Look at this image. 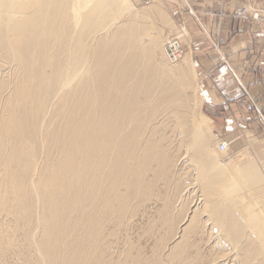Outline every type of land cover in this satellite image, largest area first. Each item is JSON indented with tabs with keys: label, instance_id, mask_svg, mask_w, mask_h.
Masks as SVG:
<instances>
[{
	"label": "bare ground",
	"instance_id": "bare-ground-1",
	"mask_svg": "<svg viewBox=\"0 0 264 264\" xmlns=\"http://www.w3.org/2000/svg\"><path fill=\"white\" fill-rule=\"evenodd\" d=\"M117 7L0 0V264H264V204L238 197L264 196L257 164L212 156L190 55L131 20L161 10Z\"/></svg>",
	"mask_w": 264,
	"mask_h": 264
},
{
	"label": "rangeland",
	"instance_id": "rangeland-1",
	"mask_svg": "<svg viewBox=\"0 0 264 264\" xmlns=\"http://www.w3.org/2000/svg\"><path fill=\"white\" fill-rule=\"evenodd\" d=\"M124 1H125V7L123 8L117 7L116 9L117 10L116 15L118 19L116 20V23L123 22L126 19V17L129 16L128 14L132 10L138 13V11L140 12L146 6L156 5L161 10V12L164 14V17H165L164 20H161L159 18H154L153 20H144L140 18L137 14L134 20H133V17L131 18L132 22L134 21L137 25L143 26V27L148 24H152L153 26H155L157 28V32L159 31L162 35L161 36L162 42H164V45H166L167 47L170 46L168 44L170 43L171 40L177 39L178 44L183 45L181 49L184 52V55L182 57H180L178 60L177 59L175 60L177 63L183 61L187 55H190L192 69L189 74L190 77L188 79L189 83L191 84L189 94L193 95L194 107H196L193 110V113L195 116L193 119H194L195 125H198V128L200 129L203 128L204 131L207 133L209 137V144L211 146V150L213 151L212 156L213 157L215 156L217 159H219L221 163L222 162L229 163L230 161L234 159L235 161L237 160L236 163H239L240 161L246 162L247 159H251L257 164L260 172L262 173V177L264 179V164H263L264 163V137H261L259 135L260 132L261 134L264 133L263 132L264 131V106L261 105L257 101L256 96H253L249 93L247 87L244 85L242 81V76L244 74L243 75L239 74L237 70L235 69L231 70L232 75L236 78V81L238 82L240 89L242 90V93L245 94L251 102V104L242 108L243 112H240L239 117H238L239 119L237 121V118L235 117L236 112H232L231 110L225 111L223 105H219L222 97L220 98V96L218 95V98H217L216 97L217 95L215 96V93H216L214 90L215 85L212 80V77L209 75L207 66H202V63L199 62V59L197 62L196 58L195 57L193 58L192 53L189 48L190 45L188 46V44H190L191 42V34L189 30L187 29L185 22L183 20H180L177 22L175 19L176 17L174 18L172 16L171 12L168 10V7L161 2L162 0H160V2L158 0H124ZM242 1H243V4L241 6H243L245 2L244 0ZM252 1L255 3V6L258 4L264 9V4H263L264 0H262V4L260 3L259 0H252ZM229 3H230V0L228 1V5ZM220 4H221V0H220ZM238 23H243V22H238ZM181 24H184V26L182 27ZM261 31H262V28H261ZM216 47H218V45ZM170 61L174 62V60L173 61L170 60ZM236 74L238 77L236 76ZM215 103L218 105V107L215 106L216 105ZM247 114L252 116L251 120L244 119V116H247ZM230 117H233V119L236 122L237 126L235 130H231L230 127L227 128L225 125L227 120ZM222 141H225L229 144V147H230L229 152L225 153L219 150V144ZM236 156H238L237 157L238 159H236ZM188 163L189 162L187 161L183 167H186ZM258 163L260 164L258 165ZM217 167L218 166H213V165L211 167L214 174L218 173ZM187 168L189 170L188 171L189 175L187 176L190 181L189 180L187 181L188 183L186 184V186H188L187 189H189L190 194L187 193V196H186L187 198L184 197V201H182L183 200L182 199L181 203L183 204L184 202H187L189 200L188 204L192 205L193 202H194V205L201 204L202 199L200 197L201 195L200 188L198 187V184H194V183H197L195 182L197 181L196 179L197 172L194 171V167L192 165H188ZM191 168H193V171ZM235 181H238L237 187L235 184H232V187H233L232 191L238 192L240 190V179L238 178ZM190 186L191 188H189ZM229 187H230V184H229ZM238 197L242 198L243 202L249 205L247 212L250 213V216L254 217L256 214H261L259 210L256 211L255 209L258 207L259 208L263 207L264 196L258 195V198H255L253 194L249 193V191H244V193L239 194Z\"/></svg>",
	"mask_w": 264,
	"mask_h": 264
},
{
	"label": "crops",
	"instance_id": "crops-1",
	"mask_svg": "<svg viewBox=\"0 0 264 264\" xmlns=\"http://www.w3.org/2000/svg\"><path fill=\"white\" fill-rule=\"evenodd\" d=\"M259 1L262 4V0ZM162 3L177 22H185L191 34L188 46L192 56L197 62L199 59L202 66H207L215 85V96L222 97L219 105H223L225 111L236 112L238 121L242 108L251 104L232 75L231 70L235 69L244 74V85L264 106V33L260 26L214 17L220 0H162ZM242 4V0H230L225 10L232 11ZM215 106L218 107L217 104ZM244 119L251 120L252 116L247 114ZM225 125L231 130L237 126L233 117ZM259 135L264 137V133Z\"/></svg>",
	"mask_w": 264,
	"mask_h": 264
},
{
	"label": "built area",
	"instance_id": "built-area-1",
	"mask_svg": "<svg viewBox=\"0 0 264 264\" xmlns=\"http://www.w3.org/2000/svg\"><path fill=\"white\" fill-rule=\"evenodd\" d=\"M229 0H221V4L219 5L218 11L214 17L220 20H231L234 22H243V23H254L259 25L264 32V9L258 10L255 7V3L252 0H244V5L238 8H235L232 11H227L225 8L228 5ZM183 27L184 24H181ZM167 47L169 54L173 55L176 58H180L184 55L181 47L183 45L178 44V40L174 39L168 44ZM180 45V46H179ZM229 144L225 141H222L219 144V150L222 152H229Z\"/></svg>",
	"mask_w": 264,
	"mask_h": 264
}]
</instances>
